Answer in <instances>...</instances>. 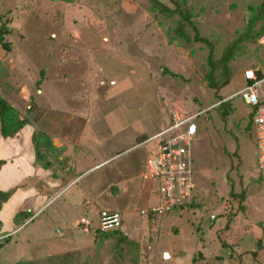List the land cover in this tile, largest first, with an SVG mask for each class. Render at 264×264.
Instances as JSON below:
<instances>
[{
    "label": "rangeland",
    "instance_id": "1",
    "mask_svg": "<svg viewBox=\"0 0 264 264\" xmlns=\"http://www.w3.org/2000/svg\"><path fill=\"white\" fill-rule=\"evenodd\" d=\"M162 1L174 8L180 0ZM186 1L217 60L245 31L248 7L264 0ZM0 14L11 42V51L0 46V92L37 133L72 140V157L60 159L66 145L58 147L59 157L47 151L48 174L63 175L64 183L78 177L1 246V263L264 264V171L251 107L233 95L246 69L264 71L260 39L241 45L223 85L219 64L211 73L209 48L171 42L180 16L154 12L147 0H0ZM221 102L232 107L227 117ZM179 109L201 113L192 143L196 205L149 219L137 213L158 200L159 181L144 176L157 146L149 138ZM119 151L121 158L112 160ZM82 156L92 159V170L79 165ZM232 190L245 193L242 205ZM121 204L129 206L125 224L97 231L100 212ZM83 215L92 221L90 234L77 226ZM166 248L182 253L170 260Z\"/></svg>",
    "mask_w": 264,
    "mask_h": 264
},
{
    "label": "built area",
    "instance_id": "2",
    "mask_svg": "<svg viewBox=\"0 0 264 264\" xmlns=\"http://www.w3.org/2000/svg\"><path fill=\"white\" fill-rule=\"evenodd\" d=\"M260 42L264 45V34ZM244 77L247 80L246 85L234 95L240 96L254 110L258 164L264 171V93L261 90L264 77H260L254 68L246 69ZM200 115L201 113L176 110L171 122L149 138L157 146L148 159L146 177L159 181L161 201L141 208L143 216L149 219L165 216L176 209L187 208L195 201L192 143L199 131L197 119ZM79 224L84 232L91 230L92 221L86 216L80 219ZM121 224L120 212H100V232L119 228Z\"/></svg>",
    "mask_w": 264,
    "mask_h": 264
},
{
    "label": "crops",
    "instance_id": "3",
    "mask_svg": "<svg viewBox=\"0 0 264 264\" xmlns=\"http://www.w3.org/2000/svg\"><path fill=\"white\" fill-rule=\"evenodd\" d=\"M256 72L259 75L260 71L256 70ZM261 74H263V77H264V71H262ZM246 83H247V80L245 79L244 73H243V77H242V85L243 86H242V88L246 85ZM263 85H264V82H262V84H261V90L264 93V86ZM0 93L3 96L5 95L2 92H0ZM7 100L14 107H16L18 110L20 109L14 103H12V100H10V99H7ZM207 110H209V109H207ZM253 112H254V110L251 107V110L249 113H251L252 127H253V131H254V135L256 137L255 124L253 121ZM21 117L24 118L25 116L21 115ZM171 118H172V116H171ZM169 123H167L165 126H167ZM165 126H163L162 128H164ZM198 126H199V124H198ZM159 130L154 131V133L158 132ZM199 131H200V126H199ZM199 131H198V133H199ZM36 133L37 132H36L35 125L33 123L29 122L14 136L3 137L1 134V125H0V162L3 161V164L0 167V190L4 191V192H9V191L12 192L10 198L7 201H5L2 205V207L0 208V239L9 237V240H10L11 237H14L18 233H20L24 228L27 227V225L30 222H32L35 219L34 216H36V215L40 214V212L46 210L47 207L55 199H57L65 190H67L68 188H70L74 185H77L75 183L76 180L78 179V177L76 175H71V177L68 178L69 181L67 180L68 182L64 183L63 178H65V177L63 175H62L63 178L61 176L60 177L58 176L56 178L55 177L52 178L51 175L48 174V173H51L49 171L50 169L44 168L42 166V164H40L37 161L36 149H35V144H34V134H36ZM83 139L85 140V137H83ZM68 140L69 139H65V137H62V136H60V137L54 136L52 138V141L57 148L58 147L62 148L64 145H66L68 147V149H66V150L63 149L64 151L62 153V156H60V153H59L60 151H59L58 152L59 155L56 157L60 156V159H62L64 157H70V156L72 157V155L70 153V151H71L70 142L72 143V140H69V141ZM91 141H92V139L90 141H88L86 143V145L88 143H91ZM92 143H93V141H92ZM135 147H139V146H135ZM131 149H133V148H131ZM131 149H127L126 151L128 152ZM123 152L124 151H122V152L119 151L117 154L115 153V155L111 156L110 158L112 159L113 157L114 158L119 157V156H121V154ZM152 152H153V150H152ZM110 154H112V152H110ZM119 158H121V157H119ZM91 160L92 159L88 158L87 156H82L78 162H79V165L81 166L82 162L84 161V162L88 163L86 166V167H88V166H90L89 162ZM97 160H99L98 163H100V164H104V163L107 164L106 162H108L106 159H102V158L100 159V157ZM71 162H72V160H71ZM70 167H71V165H70ZM70 167H68V169ZM92 168H93V165L90 166L87 170H92ZM144 176L146 177V173ZM66 178H67V176H66ZM147 179H149V178H147ZM63 186H66L65 189H63L62 191L57 193L58 190L61 189ZM143 186L144 187L142 189V192H141V194H139V196L137 198V201H136L137 203L140 200L141 195L145 191H147L146 190L147 188L145 187L146 185H143ZM150 189L153 190V188H150ZM80 191L85 194L87 199L90 197L88 195V193H86L83 189H81ZM195 193H196V190H195ZM159 194L160 193H158V191H157L158 200L155 204H157L161 201V195H160V199H159ZM196 197L197 196L195 194V199L197 200ZM82 201H83V199L80 198L79 202H82ZM151 205H153V204H151ZM151 205H148V206H151ZM148 206H145V207H148ZM127 208H129L128 204H121L119 209H116V210L108 209V210L120 212V214L122 216V225H123V224H125L124 215H127V210H128ZM142 208H144V207H142ZM20 212H25V216H23V215L19 216V222L17 224L15 219H16V216L18 215V213H20ZM138 212L140 214L139 210H137V213ZM83 216H85V215H83ZM77 226L79 227V222L77 223ZM121 226L119 228H121ZM91 227H92V224H91ZM119 228L108 230L105 232L114 231V230H117ZM91 231L92 230H90L89 232L83 231V233L90 234V233H92ZM97 231H99V229H97ZM163 251L168 253L167 259H170V260L173 259L175 257V255H178V253H182V251L175 253L171 248H166ZM167 259H165V260H167ZM223 261H225V260H223Z\"/></svg>",
    "mask_w": 264,
    "mask_h": 264
},
{
    "label": "trees",
    "instance_id": "4",
    "mask_svg": "<svg viewBox=\"0 0 264 264\" xmlns=\"http://www.w3.org/2000/svg\"><path fill=\"white\" fill-rule=\"evenodd\" d=\"M63 1H69V0H63ZM148 3L151 6V9L154 12H158L160 14H166L168 16L174 17L176 15L180 16V20L178 22L177 27L175 28V36H171L170 34V41L173 42L176 39H181L185 42L191 43V42H201L205 44L209 48V63L211 66V73L216 72L215 68L216 65L219 64L222 68V71H224L223 76L224 77V83L223 85H227L230 82V62L232 59L235 58L237 54V50L241 47V45L246 41H258L264 34V1L261 4L258 5H250L248 7L249 10V20L247 27L244 32L239 34L237 38L233 40V42L226 48L223 56L221 58L216 60L215 56V45L214 43L201 35L200 30L198 26L193 21L194 15L191 11V9L187 5L186 0H180L176 3V7L172 8L171 6L164 3L162 0H147ZM2 19V16L0 14V20ZM259 26V27H257ZM190 28V30H188ZM9 33V30L4 26H0V46L8 51H11V42L6 39V35ZM167 73H170L171 75L175 77H181L180 75L166 69ZM259 76L263 77V74L259 72ZM211 79V86L215 89H218L219 84L218 82L214 81V78L210 77ZM223 99V98H221ZM219 109L223 110L222 115L224 117H227L229 114H231L232 107L229 104V102H221L219 103ZM27 123H29L28 118L21 117L20 111L14 107L1 93H0V125H1V134L3 137H10L17 134ZM34 144L36 149V159L37 161L42 164L44 168H50L53 165L52 160L48 159V150H54V156L59 155V149L54 145L52 138L49 134L38 132L34 134ZM3 164V161L0 162V167ZM12 192H4L0 190V208L2 207L3 203L7 201ZM232 200L238 201L240 205L243 204L245 201V193L241 192H235L232 190L230 192ZM196 199L195 201L189 206L196 205ZM242 207V206H241ZM240 207V209H242ZM244 209V208H243ZM25 216V212H20L16 216V223L19 222V216ZM28 217V216H27ZM156 218V217H155ZM231 218V217H230ZM153 219V218H150ZM122 225V224H121ZM9 241L8 238L0 239V248L1 246ZM0 264H3L0 262ZM12 264H34L30 260H18Z\"/></svg>",
    "mask_w": 264,
    "mask_h": 264
},
{
    "label": "water",
    "instance_id": "5",
    "mask_svg": "<svg viewBox=\"0 0 264 264\" xmlns=\"http://www.w3.org/2000/svg\"><path fill=\"white\" fill-rule=\"evenodd\" d=\"M168 256V255H167Z\"/></svg>",
    "mask_w": 264,
    "mask_h": 264
}]
</instances>
